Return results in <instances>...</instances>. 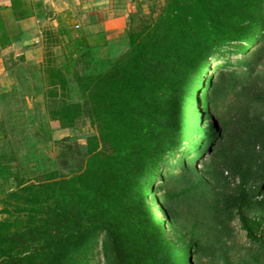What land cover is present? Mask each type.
Instances as JSON below:
<instances>
[{"label": "trees", "instance_id": "obj_1", "mask_svg": "<svg viewBox=\"0 0 264 264\" xmlns=\"http://www.w3.org/2000/svg\"><path fill=\"white\" fill-rule=\"evenodd\" d=\"M10 7L17 19L35 14L26 0ZM263 34L264 0H164L154 18L129 27L126 50L101 68L72 50L60 65L45 60L44 96L63 99L49 118L69 128L82 115L80 101H66L74 82L96 133L72 175L54 170L30 181L0 155V264H89L101 234L106 264H200L224 248L234 219L264 244ZM0 41H9L1 15ZM235 43L242 57L206 81L205 113L217 114L205 128L200 82L214 55ZM174 154L155 190L175 228L170 239L147 195L159 164Z\"/></svg>", "mask_w": 264, "mask_h": 264}, {"label": "rangeland", "instance_id": "obj_2", "mask_svg": "<svg viewBox=\"0 0 264 264\" xmlns=\"http://www.w3.org/2000/svg\"><path fill=\"white\" fill-rule=\"evenodd\" d=\"M145 2L146 5L141 6L132 0L133 9L130 13V26L137 27L142 22L154 18L164 0H145ZM70 21L74 26V20ZM262 37L264 39V34L258 40ZM257 41H254L249 48H253ZM237 46L236 43L231 44L216 53L211 59L210 68L200 82L201 88L197 94V106L200 114V125L205 128L209 126V123L214 122L217 114L214 109H210L206 116L205 103L212 97V90L209 91L208 87L205 90L206 84L209 86L206 81L211 77L214 83L221 71L230 70L227 61L235 63L238 57H242L234 53V50L238 48ZM117 48H109L105 57H110L111 60L115 58L119 54ZM51 50L53 52V48H45L44 50L46 61L53 59ZM11 64V70L6 78L11 81L10 83L14 88H19L20 91L16 89L15 92L9 93L11 96H8L9 94L1 95L0 108L2 107V109L0 112L2 114L3 134L0 137V155L4 157L3 163L15 174L30 181H42L47 172L54 170L58 171L61 176L77 173L82 168L87 154L86 139L95 134L96 131L90 123L88 104L82 99L76 84L72 82L70 87L68 86L66 101H80L83 104V113L72 127L62 128L57 121L49 118L48 112L58 108L63 99L42 97V94L46 92L42 69L23 62L12 61ZM98 65L101 68L102 64ZM233 66L235 65H232L231 69ZM259 70L264 73V61ZM87 71H92V68H87ZM177 158L178 156L174 154L169 156L165 163L159 164L152 190L147 195V201L151 208L164 220L166 234L170 239L176 237L175 228L169 225L166 216L162 213L155 190L163 183V178L160 176L163 171L166 173L168 170L165 165L168 163L175 164ZM196 162L200 168L202 161L198 159ZM5 185L6 189L9 190L15 188L14 178L10 177ZM2 217L0 214V219ZM229 228V236L225 238L227 243L223 246L224 248L217 252L214 259L204 257L200 264H264V244L249 240L238 219L231 221ZM261 230L264 231V219ZM102 241L103 234L97 237L89 264H106Z\"/></svg>", "mask_w": 264, "mask_h": 264}, {"label": "crops", "instance_id": "obj_3", "mask_svg": "<svg viewBox=\"0 0 264 264\" xmlns=\"http://www.w3.org/2000/svg\"><path fill=\"white\" fill-rule=\"evenodd\" d=\"M26 1L32 5L35 14L17 19L10 7L11 0H0V15L9 38L5 46H2L0 41V106L1 95L15 92L16 89L20 91L6 78L12 61L42 69L44 50L51 44L52 57L58 65L65 54H70L72 50L74 57L86 54L92 67L96 68L98 64L111 61L110 57H105L109 48L118 47L119 54L116 57L127 48L132 0ZM70 20H74V26ZM67 30L73 38L81 39L78 47H73V42L66 34ZM42 97L45 98L44 94ZM0 122L2 123L1 112Z\"/></svg>", "mask_w": 264, "mask_h": 264}]
</instances>
